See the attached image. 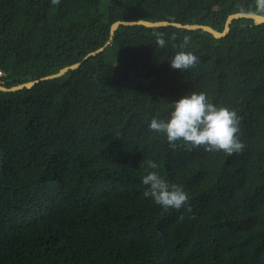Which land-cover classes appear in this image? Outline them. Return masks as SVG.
<instances>
[{
	"label": "trees",
	"instance_id": "obj_1",
	"mask_svg": "<svg viewBox=\"0 0 264 264\" xmlns=\"http://www.w3.org/2000/svg\"><path fill=\"white\" fill-rule=\"evenodd\" d=\"M241 8L254 0H0V83L79 60L116 19L220 30ZM177 51L199 62L174 70ZM192 91L237 112L241 153L172 149L149 130ZM147 171L180 185L187 203L144 197ZM0 264H264V21L233 18L221 37L119 24L77 67L0 90Z\"/></svg>",
	"mask_w": 264,
	"mask_h": 264
},
{
	"label": "clouds",
	"instance_id": "obj_2",
	"mask_svg": "<svg viewBox=\"0 0 264 264\" xmlns=\"http://www.w3.org/2000/svg\"><path fill=\"white\" fill-rule=\"evenodd\" d=\"M51 4L59 5L60 0H51ZM240 11L246 15L264 14V0H254V8H241ZM156 42L160 48L166 45L162 34L157 36ZM187 42L188 38L185 37L180 47L187 46ZM198 62L199 57L192 52L177 51L170 58V66L174 70L185 71ZM148 128L150 131L163 133L172 149L183 146L191 151L202 147L206 152L223 151L232 155L241 153L245 148L238 136L240 117L237 112L209 102L203 92L192 91L172 102L167 118H152ZM177 142H180L179 145ZM144 164L150 169L158 167L152 160H147ZM142 183L146 186L144 197L151 198L165 209L179 210L188 201V194L180 185L170 184L156 171H147L142 176Z\"/></svg>",
	"mask_w": 264,
	"mask_h": 264
},
{
	"label": "water",
	"instance_id": "obj_3",
	"mask_svg": "<svg viewBox=\"0 0 264 264\" xmlns=\"http://www.w3.org/2000/svg\"><path fill=\"white\" fill-rule=\"evenodd\" d=\"M237 17H248L251 18L253 22H261L264 21V14H257V15H246L241 11H233L230 12L226 15L222 28L220 30L212 27L209 24L206 23H189V22H180V21H175V20H166V19H159V20H147L143 18H138V19H116L113 20L108 27V37L107 39L99 46L96 48L87 51L79 60L73 61L69 64L63 65L62 67L58 68L54 72H50L32 79H28L22 82H18L15 84L11 85H4L0 83V90H16L20 89L22 87H29L30 85L51 77H56L61 74H63L67 69L69 68H74L77 67L83 60L87 59L89 56L94 55L96 53L101 52L104 47L107 45V43L111 40L114 29L119 25V24H143L145 26H158V25H174L178 27H183L187 29H195V28H200L203 29L207 32H209L211 35L214 37H221L223 36L228 30H229V23L233 18Z\"/></svg>",
	"mask_w": 264,
	"mask_h": 264
},
{
	"label": "rangeland",
	"instance_id": "obj_4",
	"mask_svg": "<svg viewBox=\"0 0 264 264\" xmlns=\"http://www.w3.org/2000/svg\"><path fill=\"white\" fill-rule=\"evenodd\" d=\"M242 70H243L244 74L253 72L254 67H253V64L251 63V61H249V60L244 61L243 65H242Z\"/></svg>",
	"mask_w": 264,
	"mask_h": 264
}]
</instances>
